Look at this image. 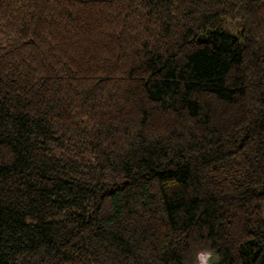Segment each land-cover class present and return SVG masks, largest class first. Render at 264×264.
I'll list each match as a JSON object with an SVG mask.
<instances>
[{
	"label": "trees",
	"instance_id": "trees-1",
	"mask_svg": "<svg viewBox=\"0 0 264 264\" xmlns=\"http://www.w3.org/2000/svg\"><path fill=\"white\" fill-rule=\"evenodd\" d=\"M201 248L264 264V0H0V264Z\"/></svg>",
	"mask_w": 264,
	"mask_h": 264
},
{
	"label": "clouds",
	"instance_id": "clouds-1",
	"mask_svg": "<svg viewBox=\"0 0 264 264\" xmlns=\"http://www.w3.org/2000/svg\"><path fill=\"white\" fill-rule=\"evenodd\" d=\"M195 264H216L215 253L211 248H201L196 252Z\"/></svg>",
	"mask_w": 264,
	"mask_h": 264
},
{
	"label": "rangeland",
	"instance_id": "rangeland-1",
	"mask_svg": "<svg viewBox=\"0 0 264 264\" xmlns=\"http://www.w3.org/2000/svg\"><path fill=\"white\" fill-rule=\"evenodd\" d=\"M229 29L232 31V32H236V30L238 29L236 24L235 23H230L229 24Z\"/></svg>",
	"mask_w": 264,
	"mask_h": 264
}]
</instances>
